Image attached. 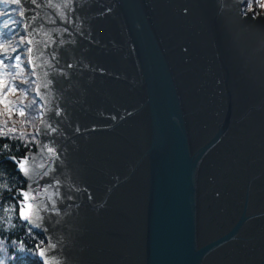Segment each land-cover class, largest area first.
I'll use <instances>...</instances> for the list:
<instances>
[{
    "label": "water",
    "instance_id": "95a60500",
    "mask_svg": "<svg viewBox=\"0 0 264 264\" xmlns=\"http://www.w3.org/2000/svg\"><path fill=\"white\" fill-rule=\"evenodd\" d=\"M22 3L36 89L53 81L23 175L38 257L264 264V14L240 0Z\"/></svg>",
    "mask_w": 264,
    "mask_h": 264
},
{
    "label": "trees",
    "instance_id": "16d2710c",
    "mask_svg": "<svg viewBox=\"0 0 264 264\" xmlns=\"http://www.w3.org/2000/svg\"><path fill=\"white\" fill-rule=\"evenodd\" d=\"M252 3L255 12H264L259 8L257 0H248L243 5V11H248V3ZM21 3V2H20ZM20 3L14 0H0V45L16 47L21 38H27L24 34L26 27L22 16L15 12ZM27 47L21 45L18 49L21 55L20 75L14 83L27 81L22 91H17L10 96L14 101L13 107L24 108L25 116L21 117L18 111L8 115L0 104V130L15 126L17 132L8 136L0 135V264H45L38 257L42 232L34 229L30 223L19 218L17 202L22 199L20 192L26 191V180L17 166V162L23 159L26 152L35 148L38 134L36 127L42 115V102L35 95V77L30 75ZM26 49V51H25ZM10 51V49H9ZM7 55L0 49V56ZM9 61L6 59L5 63ZM14 64L15 61L13 60ZM5 71H11L6 69ZM15 74V73H14ZM10 79V77H7ZM7 121V125H5ZM24 121V123H21ZM23 133V138H21ZM35 136V140H33ZM16 157L13 161L12 157Z\"/></svg>",
    "mask_w": 264,
    "mask_h": 264
},
{
    "label": "snow or ice",
    "instance_id": "6c2138e0",
    "mask_svg": "<svg viewBox=\"0 0 264 264\" xmlns=\"http://www.w3.org/2000/svg\"><path fill=\"white\" fill-rule=\"evenodd\" d=\"M15 3L19 4L20 0H14ZM33 3L36 2V0H32ZM241 3H245V0H240ZM248 2V0H246V3ZM248 7L251 8V10H249V12L252 11L253 5H249L248 3ZM108 11H111V9H109ZM185 12H187V9H185ZM21 16L24 15V12L21 11L20 13ZM245 15H247V13H245ZM25 27L27 28L28 26L25 25ZM47 35V34H45ZM35 37L33 36L32 38H21L16 47H11V46H4V45H0V49L3 50L4 54L7 55H3L0 56V104H3L4 106V111L5 113H7L8 115H12L13 112L18 111V114L23 117L25 116V109L24 108H14L13 104L14 101H12L10 99V96H12V94L16 93L17 91H22L24 88V85L27 83V81H21L19 83H14L13 81L17 80V77L20 75V71H23V69L21 68V55L18 52V49H20L21 45H31L34 42ZM37 43H39V41H37ZM48 45L45 44V47H47ZM10 49V51H9ZM27 52L28 53H32L33 52V48L32 47H27ZM41 55H43V52H41ZM8 60V63H5V60ZM15 61V63L13 64L12 61ZM28 60V64L25 65V68H28L29 65H31V68H29V72L31 76H35L36 72L34 71L36 65L33 63V57L30 55L27 57ZM69 68H71V65H68ZM11 71H5L6 69H10ZM20 70V71H17ZM15 73V74H14ZM45 75H47V73H45ZM7 77H10L7 78ZM50 83H53L52 80H49L48 83H45L43 85L44 88H47L49 86ZM35 95L37 97L40 96V90L39 88L35 89ZM55 115L59 116L60 112L57 111L55 113ZM21 123H24V121H21ZM5 125H7V121H5ZM57 129L56 128H51L52 132H55ZM41 130L39 128L36 129V132L39 133ZM17 132V129L15 126L7 128L6 131L0 130V135L3 136H8L10 133L11 134H15ZM45 136L48 135L47 132L44 133ZM21 138H23V133H21ZM33 140H35V136H33ZM45 148H47V151L49 153L52 154V156L57 157L58 158V153L56 152V150L52 147H48L47 145H45ZM13 161H16V157L13 156L12 157ZM17 166L20 169V171L23 173L24 176L29 177L30 179H32V175L30 174V169L28 167V157H24L23 159H20L17 162ZM37 167L39 168H43L44 164L41 163L39 164ZM43 177H47L49 176V171H45L42 174ZM41 176L40 174H36V182L38 183L40 180ZM57 183H59V181L57 180ZM49 187H51V185H49ZM48 189L46 188L45 191H47ZM54 195H59V191L57 190L56 193H54ZM20 196L22 197V199H20L17 202V208H18V216L19 218L24 219L25 221H28L29 223L35 224L36 227H39V224H36V221L40 220V214H39V208H37L35 211H33V204L30 202L31 200L35 199V196L30 195L29 191H22L20 192ZM89 198H91L89 196ZM49 200H52V196L48 197ZM53 204H55V201H53ZM34 217V218H33ZM52 247H55V245H52ZM40 256H44L45 252L43 249L40 250L39 252Z\"/></svg>",
    "mask_w": 264,
    "mask_h": 264
},
{
    "label": "flooded vegetation",
    "instance_id": "af4514ba",
    "mask_svg": "<svg viewBox=\"0 0 264 264\" xmlns=\"http://www.w3.org/2000/svg\"><path fill=\"white\" fill-rule=\"evenodd\" d=\"M21 2H22V0H21ZM22 6H23V3H22ZM23 10H24V8H23ZM245 13H246V12H245ZM243 15H245V14H243ZM25 25H27V23H26ZM26 34H27V38H29L28 28H26ZM29 39H30V38H29ZM30 47H31V45H30ZM30 55L32 56V53H30ZM36 80H37V79H36ZM37 81H38V80H37ZM37 83H38V82H37ZM39 90H40V96H39L38 98H39L40 101L42 102V106H43V108H42V116H41V119H40V122H39L37 128H39V129L41 130L42 122H43V118H44V113H45V109H46V108H45L44 87H43L41 84H39ZM37 134H38V138H39L40 132L37 133ZM28 152H38V150H37V142H36V146H35V148L29 150ZM25 157H27V154L25 155ZM27 190H28V181H27V183H26V191H27Z\"/></svg>",
    "mask_w": 264,
    "mask_h": 264
},
{
    "label": "rangeland",
    "instance_id": "374dc122",
    "mask_svg": "<svg viewBox=\"0 0 264 264\" xmlns=\"http://www.w3.org/2000/svg\"><path fill=\"white\" fill-rule=\"evenodd\" d=\"M20 2H21V0H20ZM21 11H23L24 12V10H23V6H22V2L20 3V7L18 8V10L17 9H15V12L17 13V14H19L20 15V13H21ZM253 11V13L255 14V15H257V14H259V12H255L254 10H252ZM243 14H245V12L243 11ZM22 19H23V24L25 25L26 24V18H25V13H24V15L22 16ZM26 30V29H25ZM22 34H24L26 37H27V34H26V31H24ZM25 51H26V49H25ZM26 53H27V51H26ZM27 56H30V53H28V55ZM38 81L35 79V85H34V87L36 88V86H37V83ZM42 108H43V106H42ZM42 116V115H41ZM40 119H41V117L39 118V120H38V123H37V127H38V124H39V122H40ZM37 127H36V129H37ZM38 138V137H37ZM26 180V179H25ZM26 183H27V181H26Z\"/></svg>",
    "mask_w": 264,
    "mask_h": 264
},
{
    "label": "clouds",
    "instance_id": "9594fccd",
    "mask_svg": "<svg viewBox=\"0 0 264 264\" xmlns=\"http://www.w3.org/2000/svg\"><path fill=\"white\" fill-rule=\"evenodd\" d=\"M257 3L259 4V8L261 10H264V0H257ZM249 5H252V3L250 2ZM251 10L250 7H248V11ZM260 14H264V12H261Z\"/></svg>",
    "mask_w": 264,
    "mask_h": 264
}]
</instances>
